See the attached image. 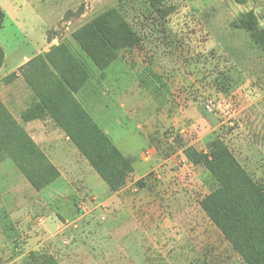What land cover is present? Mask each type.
Segmentation results:
<instances>
[{
  "label": "rangeland",
  "instance_id": "obj_1",
  "mask_svg": "<svg viewBox=\"0 0 264 264\" xmlns=\"http://www.w3.org/2000/svg\"><path fill=\"white\" fill-rule=\"evenodd\" d=\"M7 1L11 8L5 7L0 40L8 62L68 46L89 71L75 97L131 160L133 173L124 188L112 192L51 118L24 123L35 101L20 68L21 80L11 75V83L0 88V101L37 152L24 169L10 159L0 163V264H34L35 253L63 264L72 255L79 259L72 264H94L90 258L109 251L143 255L144 264H245L201 208L218 182L187 154L206 153L220 139L264 187V51L240 24L251 13L264 30V0H169L166 19L145 0L0 3ZM117 7L142 42L100 69L74 34ZM41 162L48 165L42 175ZM32 166L35 172H26ZM112 195L117 201L108 199ZM147 213L153 217L143 222L141 214ZM119 223L127 228L108 231ZM140 223L157 227L133 231ZM87 227L95 230L94 238L81 231ZM107 240L121 242L125 252L119 246L104 251ZM137 240L141 247L126 246Z\"/></svg>",
  "mask_w": 264,
  "mask_h": 264
},
{
  "label": "trees",
  "instance_id": "obj_2",
  "mask_svg": "<svg viewBox=\"0 0 264 264\" xmlns=\"http://www.w3.org/2000/svg\"><path fill=\"white\" fill-rule=\"evenodd\" d=\"M168 1L145 3L160 19H166L172 13V8L166 6ZM4 21L0 6V31ZM240 24L251 41L264 51V30L257 25L254 15H244ZM74 39L100 69H105L122 51L142 42L119 7L96 17L78 30ZM4 60L0 46V69ZM22 71L35 101L33 112L30 110L23 122L51 118L112 192L124 188L133 173L131 160L117 150L75 97L89 81V71L80 58L60 44L31 59ZM208 149L206 153L192 149L187 154L193 165L204 166L219 184L203 199L201 208L245 264H264V187L253 181L223 141H211ZM36 152L32 138L0 101V163L10 159L24 169V162ZM47 167L41 162V175ZM26 172L34 173L35 168L32 166ZM32 258L34 264H59L45 253H35Z\"/></svg>",
  "mask_w": 264,
  "mask_h": 264
},
{
  "label": "crops",
  "instance_id": "obj_3",
  "mask_svg": "<svg viewBox=\"0 0 264 264\" xmlns=\"http://www.w3.org/2000/svg\"><path fill=\"white\" fill-rule=\"evenodd\" d=\"M0 6H1V8H2V10L4 11V13H5V21H6V19H7V10L5 9V7H7V8H11V3L10 2H6L5 3V6L3 5V4H1L0 3ZM5 21H4V23H5ZM3 30V29H2ZM0 45H1V47L3 48V51H4V54H5V60H4V65H3V67L1 68V70H0V88L1 87H5V85L4 84H8L9 82L11 83V78H12V76L11 75H13V74H15L16 73V77L17 78H19V80H21L20 78H21V76H19V69L20 68H22L23 66H25V64H27L31 59H29V58H24L23 60H22V62H20V61H13V62H11V63H9L8 62V57H7V55H6V51H5V48H4V46H3V44H2V42H1V40H0ZM33 59V58H32ZM6 81V82H5ZM11 87H12V85H11ZM11 87H8V88H11ZM7 106V105H6ZM8 107V106H7ZM46 119V122H49V120L48 119H50V118H45ZM41 122H42V120H41ZM58 129H60L59 127H58ZM61 130V129H60ZM64 133V132H63ZM41 134H42V129H41ZM65 134V133H64ZM4 162H5V160H4ZM3 163V162H2ZM1 163V164H2ZM105 189H103V191H104ZM118 194V193H117ZM117 196L116 195H112V197H110V198H108V199H110V200H112V201H117ZM120 203V202H119ZM114 212H115V210H113ZM142 211V210H141ZM141 215H144V217L143 218H145V219H142V221L143 222H148V220L151 218V217H153V215L152 214H150V213H147V214H141ZM146 217H148V219H146ZM138 227H140V228H142L143 227V229H145V228H147L148 229V231L150 232V231H155V229H156V227H157V224H149V223H140V225L139 224H137L136 225V227H134V229H133V231H137V229H138ZM125 228H127L124 224H122V223H119V224H117V226H115V227H112L111 228V230H108V231H113V232H115V231H120V230H124ZM105 231H106V229H104ZM81 231H83V232H88V233H90V236L91 237H93L94 238V234H95V230H91V229H89L88 227H87V229H84V230H81ZM124 239H125V237H124ZM124 242H125V240H123ZM114 243H115V245H114ZM122 243L121 242H119V241H116V242H114L113 240H110V242H108V240L107 241H105L104 242V244H103V246H102V249H104V251L105 250H108L110 247H113V246H115V247H120V249H121V251L122 252H125L124 250H122L124 247L123 246H120ZM154 244V243H153ZM78 246V249L80 248V250L82 249V247H84V245H82V244H80L79 242H78V244H77ZM143 245V243H142V241L141 240H137V241H131V243H129V241H127L126 242V246H130V247H141ZM155 245H157L156 244V242H155ZM98 246V245H97ZM109 253V254H108ZM107 254L106 253H104V256H101V257H98V258H96V259H92V258H90L91 260H94V261H91V262H93L94 264H144V263H142V262H147V258H144L143 257V255H137V254H135L133 257H131V256H129V255H124V254H120V255H118V256H115V255H112V252L111 251H109ZM103 255V254H102ZM78 259V257L75 255V256H70V257H64V260H66V259H69V260H67L68 262H66V263H69V264H72V263H74V259ZM59 262V264H63V261H61V260H59V259H57ZM79 260V259H78ZM77 260V261H78ZM86 260H87V258H86ZM90 262V263H91Z\"/></svg>",
  "mask_w": 264,
  "mask_h": 264
}]
</instances>
